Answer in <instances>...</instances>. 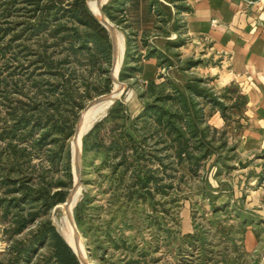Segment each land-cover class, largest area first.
<instances>
[{
	"label": "rangeland",
	"instance_id": "rangeland-1",
	"mask_svg": "<svg viewBox=\"0 0 264 264\" xmlns=\"http://www.w3.org/2000/svg\"><path fill=\"white\" fill-rule=\"evenodd\" d=\"M126 1L85 0L91 13L100 12L107 20L109 35L117 40L113 78L111 48L109 60L102 56L94 67L83 65L77 71L79 77L68 84L71 101L58 102L60 96L48 91V85L41 92L26 87L24 93H11L8 102L0 99V125L10 124L8 106L23 105L27 114L55 123L59 130L43 146L34 144L42 130L14 140L13 145L27 150L16 161L8 140H0V155L12 158L10 165L3 161L0 167L16 165L9 174L25 185H48L50 194L64 190L66 198L71 193L72 204L58 207L64 202L57 203L46 210L38 201L26 202L10 207L6 216L3 204L0 264L12 257L11 245H27L45 221L59 234H73L81 252L74 250L86 264H187L182 257L189 254L200 255L199 262L211 258L205 264H264V152L244 156L235 149L247 120V96L235 82H227L228 61L206 43L183 35L186 0H141L155 15V22L141 32L125 30ZM133 1L138 5L139 0ZM8 4L16 12L10 21L20 22L28 15L30 6L25 2ZM109 5L115 20L103 11ZM148 54L152 56L147 58ZM46 79L53 83L60 78ZM187 84L209 97L191 94ZM180 93L186 97L190 115L183 110ZM166 96L169 99L156 101ZM212 98L220 104L211 103ZM103 101L107 107L89 127L108 112L100 125L75 137ZM155 102L184 117V124L197 112L203 136L198 140L185 135L190 154H182L181 160L179 143L155 116L144 112L145 104ZM213 116L221 118V127L215 126ZM77 139L79 155L74 162ZM149 174L154 180L144 188ZM5 190L0 185V197L7 200L20 195H4ZM30 213L35 214L34 221L15 231L14 215L29 219ZM49 244L48 240L35 244L31 261L20 263L52 264Z\"/></svg>",
	"mask_w": 264,
	"mask_h": 264
},
{
	"label": "trees",
	"instance_id": "trees-1",
	"mask_svg": "<svg viewBox=\"0 0 264 264\" xmlns=\"http://www.w3.org/2000/svg\"><path fill=\"white\" fill-rule=\"evenodd\" d=\"M17 1L12 0L9 4L8 0L0 2V99L2 102H8L11 93H24L23 89L26 87L35 88L41 92V87L48 85L46 86L48 91L53 95L57 93L60 96L58 102L71 101L72 90L68 84L71 79L76 80L79 77L77 71L83 65L94 67L102 56L107 60L110 59L111 41L107 29L89 11L85 0H21L30 6L26 8L28 15H24L25 19L20 22H12L9 18L14 11L6 6L7 4L13 6ZM115 3L120 4V2ZM2 5H5L4 8H1ZM109 7L110 5L105 10L103 8V11L111 20H115L110 15L109 10L111 8ZM117 13L120 16L121 6ZM120 23L121 20L118 24ZM151 56L148 54L146 57ZM45 77H58L60 79L59 82L52 83L50 79ZM109 81V77H106V90L109 89ZM187 87L193 95L209 97L206 96L204 90L190 88V84H187ZM165 99H169V96L162 99L157 98L156 101ZM185 100L184 94L180 93L179 101L183 105V110L187 115H190L188 114L189 105ZM210 102L215 105L220 104L213 98ZM156 103L145 104L144 112L155 116L160 126L166 130V134L173 136L174 140L179 143L177 155L178 159L181 160L182 154H190L188 151L189 141L185 139V135L188 133L192 138H198V140L199 137L203 136L201 130L198 129L200 120L196 116L197 112L194 113L195 116H190L191 120L188 123L184 124V117L170 114L169 111L164 110ZM113 109L109 111V115ZM30 114H27L23 105L8 106L7 121H10V126L0 125V140H8L7 147L12 149L11 157L13 160H18L27 155L25 147L18 148V145H13L14 140L18 142V139H26L28 138L27 135H32L34 131L42 130L34 144L43 146L49 137L59 131L55 123L43 122L42 118L37 119L34 113ZM101 122L102 120L96 122L92 129H96ZM186 128L188 132H186ZM70 133L68 132V135ZM108 133H112V131H108ZM3 156L0 155V163L4 161L3 163L10 165L12 162H9V159L12 158L4 159ZM2 165L0 167V185L7 188L4 195L14 192L20 194L17 198H11L12 200H7L5 196L0 197V207L4 204V216L9 213L10 207L18 208L26 202L38 201L46 210H49L55 204L65 201L66 192L64 190H57L50 194L48 185L38 188H34L30 184L25 185L22 179L13 178L9 174L8 170L14 172L13 167L16 165L11 166L12 168ZM68 176L70 177V174ZM152 180H154L153 176L146 175L142 187L147 188ZM14 216L16 220L13 223L17 225L15 231L20 232L28 223L34 221L35 214L30 213L29 219L22 218L18 214ZM187 237L192 238L193 236L188 235ZM46 240L50 243V261L52 264H80L71 247L50 221L41 224V228L36 231L27 245L23 243L19 248H14L11 245L9 250L13 255L3 264H21L20 261L30 262L33 253L36 251L35 244H40ZM183 256L185 257H182V260L186 261L187 264H205L211 261V258H206V256L200 262V255L195 256L197 258L193 254Z\"/></svg>",
	"mask_w": 264,
	"mask_h": 264
},
{
	"label": "crops",
	"instance_id": "crops-1",
	"mask_svg": "<svg viewBox=\"0 0 264 264\" xmlns=\"http://www.w3.org/2000/svg\"><path fill=\"white\" fill-rule=\"evenodd\" d=\"M135 3L125 2L129 6L124 20L126 32L131 28L144 31L155 22L153 10L144 8L141 0L138 5ZM186 3L189 9L184 13L183 35L206 43L228 61L227 82H235L247 96V120L236 151L244 156L264 152V0H186ZM222 125L221 118L215 117V126Z\"/></svg>",
	"mask_w": 264,
	"mask_h": 264
},
{
	"label": "bare ground",
	"instance_id": "bare-ground-1",
	"mask_svg": "<svg viewBox=\"0 0 264 264\" xmlns=\"http://www.w3.org/2000/svg\"><path fill=\"white\" fill-rule=\"evenodd\" d=\"M97 2H99V0H97ZM94 12V11H93ZM92 12V13H93ZM94 15H95V17H97V18H99V19H103L102 18V16H101V14H100V12H98V13H93ZM110 28V26H109V23L107 22L106 23V28ZM112 38V37H111ZM114 41H115V43H116V45H117V40H116V38L114 39V38H112ZM116 60V59H115ZM112 92H110L109 94H111ZM109 94H107V95H109ZM106 95V96H107ZM113 96H114V94H113ZM105 97V96H104ZM96 101V100H95ZM103 104H102V107L100 106V109H98L97 110V112L94 114V116H93V118L91 119V121L88 123V124H85V126H83L81 129H78L77 130V132H76V134H75V137L76 136H79L80 138L82 137V135L84 134V133H86L88 130H87V127H89V125L93 122V120H95L100 114H101V112L107 107L106 106V102L105 101H103L102 102ZM87 109V108H86ZM85 109V110H86ZM108 113V112H107ZM106 113V114H107ZM105 114V115H106ZM104 115V116H105ZM104 116H102V117H104ZM101 117V118H102ZM101 118L99 119V120H101ZM80 120H81V118H80ZM80 120H79V122H80ZM96 122H98V120L96 121ZM95 122V123H96ZM94 124V123H93ZM92 124V125H93ZM91 125V126H92ZM90 126V127H91ZM89 127V128H90ZM87 130V131H86ZM86 131V132H85ZM75 149H76V151L74 152V158H78V155H79V152H78V144H79V139H77L75 142ZM74 150V149H73ZM75 162V161H74ZM76 185V184H75ZM75 187V186H74ZM77 193H78V191H77ZM76 196H77V194H75ZM75 195H74V197H75ZM70 197H71V193L68 195V201L66 202V203H64V204H61V205H59L58 207H61V206H67V205H72V204H70L71 202V200H70ZM74 199L75 198H72V201H74ZM59 233V232H58ZM62 233V232H61ZM61 236H62V238L65 240V242L71 247V249L73 250V251H75V250H77L79 253L81 252V248H80V246H79V244H78V241L76 240V238L74 239V236H73V234H71V233H68V232H63V235L62 234H60ZM65 237V238H64ZM75 249V250H74ZM76 252V251H75ZM77 253V252H76ZM78 255V254H77ZM78 258H79V262L81 263H83V264H86V262L78 255Z\"/></svg>",
	"mask_w": 264,
	"mask_h": 264
},
{
	"label": "water",
	"instance_id": "water-1",
	"mask_svg": "<svg viewBox=\"0 0 264 264\" xmlns=\"http://www.w3.org/2000/svg\"><path fill=\"white\" fill-rule=\"evenodd\" d=\"M97 18V17H96ZM98 20H99V22L106 28V23H107V20H104V19H99V18H97ZM107 29V28H106ZM109 34V33H108ZM109 38H110V41H111V48H112V59H111V77H112V71H113V67H114V64H115V59H116V55H117V45H116V43H115V41L111 38V36L109 35ZM113 78V77H112ZM104 96H106V95H104ZM104 96H102V97H104ZM103 118V117H102ZM101 118V119H102ZM99 121V120H98ZM95 124V123H94ZM94 124L89 128V130L94 126ZM88 130V131H89ZM87 131V132H88ZM86 132V133H87ZM73 156V155H72ZM74 158V157H73ZM77 159L78 158H74V161L75 162H77ZM76 166H77V164H76ZM68 201V196H67V198H66V200L64 201V203H66ZM75 224V223H74ZM74 253H75V255L77 256V258H78V255H77V253L75 252V251H73ZM78 260H79V258H78ZM80 261V260H79Z\"/></svg>",
	"mask_w": 264,
	"mask_h": 264
}]
</instances>
